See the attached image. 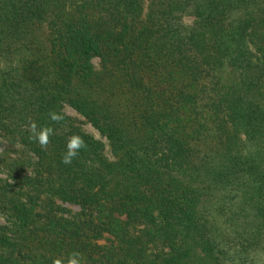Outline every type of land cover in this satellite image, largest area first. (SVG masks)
Wrapping results in <instances>:
<instances>
[{
  "label": "trees",
  "instance_id": "1",
  "mask_svg": "<svg viewBox=\"0 0 264 264\" xmlns=\"http://www.w3.org/2000/svg\"><path fill=\"white\" fill-rule=\"evenodd\" d=\"M0 216V264H264V0H0Z\"/></svg>",
  "mask_w": 264,
  "mask_h": 264
},
{
  "label": "clouds",
  "instance_id": "2",
  "mask_svg": "<svg viewBox=\"0 0 264 264\" xmlns=\"http://www.w3.org/2000/svg\"><path fill=\"white\" fill-rule=\"evenodd\" d=\"M50 118L54 121L60 120L62 117L56 113H50ZM33 138L37 143L44 146L48 143V135H50V130H42L40 134H36V125L33 123L30 125ZM86 147L84 141L80 137H71L66 145V151L62 156L63 164H71L72 160L76 157L79 150ZM53 264H61L60 260H55ZM68 264H78L77 259L69 258Z\"/></svg>",
  "mask_w": 264,
  "mask_h": 264
},
{
  "label": "rangeland",
  "instance_id": "3",
  "mask_svg": "<svg viewBox=\"0 0 264 264\" xmlns=\"http://www.w3.org/2000/svg\"><path fill=\"white\" fill-rule=\"evenodd\" d=\"M94 63L96 64V61H94ZM64 112L65 114H67L69 117L76 119L78 121H81L82 119L70 108L65 107L64 108ZM82 129L88 133L89 135L93 136L95 139L104 141L99 134L88 124H83L82 125ZM66 208L71 209L73 211L78 210L77 207H73V206H66ZM5 224L4 218L2 216H0V226H3Z\"/></svg>",
  "mask_w": 264,
  "mask_h": 264
}]
</instances>
